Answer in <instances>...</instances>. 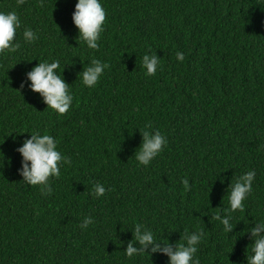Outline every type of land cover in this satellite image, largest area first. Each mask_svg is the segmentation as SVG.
I'll use <instances>...</instances> for the list:
<instances>
[{"label": "trees", "instance_id": "trees-1", "mask_svg": "<svg viewBox=\"0 0 264 264\" xmlns=\"http://www.w3.org/2000/svg\"><path fill=\"white\" fill-rule=\"evenodd\" d=\"M100 2L104 30L92 50L72 23L75 0H0V11L21 21L19 46L0 53V264H168L159 251L125 256L130 241L141 247L133 240L137 222L161 248L200 229L198 264H246L247 230L264 220V4ZM25 28L37 35L32 43ZM152 53L160 65L146 76L141 59ZM53 59L73 97L62 115L26 78ZM92 59L108 67L88 88L80 73ZM144 129L167 139L147 167L134 156ZM33 132L53 136L69 161L50 178L51 194L18 172L15 149ZM248 170L256 173L252 191L225 234L213 215L227 214L231 185ZM95 183L104 196L90 195ZM86 216L94 223L81 229Z\"/></svg>", "mask_w": 264, "mask_h": 264}, {"label": "clouds", "instance_id": "clouds-1", "mask_svg": "<svg viewBox=\"0 0 264 264\" xmlns=\"http://www.w3.org/2000/svg\"><path fill=\"white\" fill-rule=\"evenodd\" d=\"M16 2L19 6L24 3V0H16ZM259 3L264 4V0H259ZM71 19L84 45L88 49H98V41L105 23V10L100 0H75ZM20 27L21 21L15 11H0V53L14 52L17 49L19 45L14 43V38ZM23 39L27 43H32L37 39V35L33 30L25 28ZM183 58V54L176 53L178 61H183ZM141 64L145 70L144 74L153 76L160 65V59L154 53L145 54L141 59ZM107 67L108 65L99 59H92L80 73L82 84L85 87L94 88ZM61 69L60 61L53 59L50 62L36 63L26 73L30 90L38 93L44 104L59 115L69 110L73 100L69 84L61 77ZM21 87H23V82H21ZM142 135V143L134 156L139 165L147 167L163 151L167 145V139L159 130L155 129H152L151 132L144 129ZM57 143L58 141L47 133L33 132L15 149L21 157L18 172L22 181L27 185L39 186L42 195L51 194L50 178L59 177L61 166L69 162L68 158L58 150ZM255 175L254 170H248L238 176L233 181L228 193V207L224 210L227 214L221 216L220 213H216L213 215V219L219 222L225 234L233 229V223L230 222L232 213L243 211L244 201L252 191ZM182 183L187 189V180ZM105 192L106 188L103 184L95 183L92 185L90 195L99 198L104 196ZM92 223H94L92 217L86 216L79 227L85 229ZM247 231L252 239L246 264H264V220L256 222L255 226ZM204 237L205 234L197 229L180 237L179 241L182 242L176 243L174 247L169 246L165 241V246L161 248L153 231L144 228L137 222L133 228V240L137 241L141 247L139 249L134 247L130 241L124 254L131 258L142 253L149 254L159 251L168 257V264H198L195 254Z\"/></svg>", "mask_w": 264, "mask_h": 264}]
</instances>
